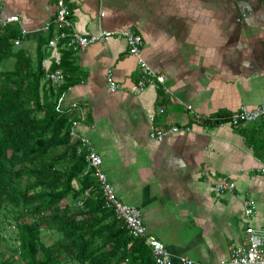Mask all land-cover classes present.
I'll use <instances>...</instances> for the list:
<instances>
[{
    "label": "crops",
    "instance_id": "0c3cea01",
    "mask_svg": "<svg viewBox=\"0 0 264 264\" xmlns=\"http://www.w3.org/2000/svg\"><path fill=\"white\" fill-rule=\"evenodd\" d=\"M68 5L81 35L132 29L141 36L143 59L170 91L141 89L136 57L125 39L113 37L73 49L75 70L61 109L80 122L77 133L102 157L117 196L141 210L148 234L164 243L174 264H221L232 249L247 246L249 226L264 231V122L220 124L243 105L264 103V0ZM55 13V0H0L2 18H19L20 47L34 65L41 55L55 65L47 40L56 28L43 30ZM109 76L121 89L109 90ZM171 125L182 129L163 140L150 137L153 127ZM222 178L236 189L217 194ZM83 180L74 181L77 188ZM245 198L256 203L250 218Z\"/></svg>",
    "mask_w": 264,
    "mask_h": 264
},
{
    "label": "trees",
    "instance_id": "16d2710c",
    "mask_svg": "<svg viewBox=\"0 0 264 264\" xmlns=\"http://www.w3.org/2000/svg\"><path fill=\"white\" fill-rule=\"evenodd\" d=\"M17 38V26L0 31V264H156L145 240L104 206L71 140L73 113L57 107L72 83L73 47L60 43L52 71L67 78L55 85L44 55L34 65ZM10 59L14 68L3 69Z\"/></svg>",
    "mask_w": 264,
    "mask_h": 264
},
{
    "label": "built area",
    "instance_id": "2783aa9c",
    "mask_svg": "<svg viewBox=\"0 0 264 264\" xmlns=\"http://www.w3.org/2000/svg\"><path fill=\"white\" fill-rule=\"evenodd\" d=\"M55 1L56 13L54 19L48 22L43 29L49 32L52 26L56 28V32L47 43V47L52 51L55 64L59 65L61 62L60 43L63 41H68L69 46H72L73 49L81 50L95 44L105 43L113 37L123 38L127 42L129 54L136 57L138 62V86L144 89L152 85L161 88L166 93L170 91L169 87L166 85V78L163 75L157 74L143 59V41L141 36L136 32L132 29H126L117 32L101 31L98 34L81 35L73 29L72 12L69 8L68 0ZM18 22L19 18L17 16H11L6 19L0 16V31ZM22 32L23 34L25 33L24 31ZM14 43L15 46H21L22 39L17 38L14 40ZM43 68L46 72V78L55 85H61L65 82L67 75L61 69L52 71V62L50 60H43ZM108 86L109 90L113 92L121 89V86L116 83L111 76L108 78ZM60 103L61 99L57 106L59 109H61ZM197 120L202 121L203 119L201 116H197ZM257 121L264 122V103L255 108H248L243 105L239 110L232 113L227 120L220 124L228 123L238 128ZM150 122H155V116L150 117ZM79 123L80 122L77 120L72 121L70 137L71 140L80 144L77 148V153L85 156L87 168L93 172L98 180L105 201L104 206L110 208L115 217L125 223L132 237L145 240L152 251L156 264H174L172 256L164 243L158 238L148 234L141 210L136 206L122 202L117 196L114 186L103 170L102 157L88 148L87 139L77 133L76 128ZM181 129L182 127L177 125H171L161 129L153 127L149 135L152 139L163 140L166 136L178 132ZM235 189V182L228 178H222L215 185V191L220 195L226 192H233ZM244 205L246 216L248 218L252 217L256 212V203L251 199L245 198ZM246 233L248 235L247 246L232 249L229 258L224 260L221 264H264V231H257L252 226H249L246 229ZM182 260L187 264H192L191 261L185 258Z\"/></svg>",
    "mask_w": 264,
    "mask_h": 264
},
{
    "label": "rangeland",
    "instance_id": "374dc122",
    "mask_svg": "<svg viewBox=\"0 0 264 264\" xmlns=\"http://www.w3.org/2000/svg\"><path fill=\"white\" fill-rule=\"evenodd\" d=\"M10 63H11V60L6 61V62L3 64L2 68H3V69H8L7 67H8V64H10Z\"/></svg>",
    "mask_w": 264,
    "mask_h": 264
}]
</instances>
